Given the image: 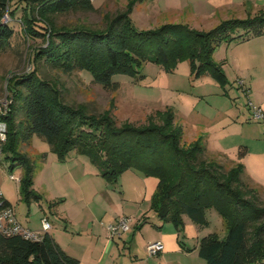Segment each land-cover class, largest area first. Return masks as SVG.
Returning a JSON list of instances; mask_svg holds the SVG:
<instances>
[{
    "label": "trees",
    "instance_id": "obj_1",
    "mask_svg": "<svg viewBox=\"0 0 264 264\" xmlns=\"http://www.w3.org/2000/svg\"><path fill=\"white\" fill-rule=\"evenodd\" d=\"M142 1L130 0L124 9L106 15L105 28L93 29L59 26L55 21L58 14L96 10L93 0H0V53L15 36L10 21L19 18L26 36L45 41L35 50L34 62H46L65 72L87 70L93 81L106 88L118 87L112 80L115 74L142 76L147 61L170 72L184 60L190 62L196 77L210 73L224 85L227 77L221 64L213 59L216 49L224 42L264 34V10L245 18L223 19L208 30L182 22L140 29L131 12ZM17 2L23 4L12 7ZM7 87L13 102L9 114L3 116L8 134L2 151L12 158L11 168H23L19 193L28 203L42 198L34 188L36 162L23 149L37 134L49 143L60 161L76 151L87 156L110 183H116L128 169L156 178L151 209L163 224H174L178 241L186 251L193 249L184 243V217L205 227L210 224L208 211L216 210L227 232L223 238L211 232L200 239L198 254L206 264H264V202L259 198L260 188L246 176L241 160L246 149L239 150L240 160L224 154L208 156L201 137L184 142L171 108L157 110L146 124L137 125L118 123L110 110L95 113L85 104L67 103L56 84L42 77L37 66L13 74L7 79ZM46 157L47 153H42L40 160ZM7 205L10 203L4 198L3 206ZM79 262L48 231L37 240L0 231V264Z\"/></svg>",
    "mask_w": 264,
    "mask_h": 264
},
{
    "label": "rangeland",
    "instance_id": "obj_2",
    "mask_svg": "<svg viewBox=\"0 0 264 264\" xmlns=\"http://www.w3.org/2000/svg\"><path fill=\"white\" fill-rule=\"evenodd\" d=\"M117 1L123 4L122 0ZM176 1L182 8H185L188 3L187 0ZM104 2L105 0H93L96 10H77L58 14L55 16V21L59 26L103 29L107 25V14H114L126 7L120 8L117 3L114 4L113 0L108 1L106 5ZM165 2L166 0H154L148 6H146L147 2L138 6V12L136 11V15L132 16L136 27L155 28L177 17L176 14L166 10ZM22 4L13 3L12 7L16 5L20 7ZM186 11H188L187 8ZM177 13L180 12L177 11ZM20 14L21 8L17 11V15ZM186 15H182L181 20H184ZM10 22L16 32L10 45L0 53V99L8 95L13 100L7 87L9 77L13 74L20 75L29 72L37 66L42 77L56 84L63 100L67 103L85 104L90 112L95 113L110 110L118 123L132 122L137 125L146 124L150 115L155 114L157 110L171 108L175 112L176 123L182 129L184 142L190 143L201 137L207 148L208 156L217 157L220 154L218 151H225L230 159L235 160H240L239 150L246 149L242 161H247V157L249 158L247 154H249L252 160L250 162L258 165L262 163L264 166L263 159L257 157L256 154L264 144L262 141L264 140V120H255L248 106L249 100L256 104L255 98L264 95V62L255 58L251 61L246 60L248 51L244 42L247 39L238 38L229 43L224 42L214 52V61L221 64L227 77V83L224 85L210 73L196 77L188 60L179 62L177 67L170 72L165 71L158 63L147 61L142 66L140 77L123 73L115 74L112 80L118 83V87L111 89L93 81V75L87 70L75 69L72 72H65L46 62H34L35 50L45 44L44 39L26 36L19 18ZM229 44L230 47L227 48ZM23 149L36 162L37 173L34 188L42 198L39 201L31 200L29 203L22 198L19 193V181L12 179L11 175L21 177L23 168L20 165L11 168L12 158L5 151H0V190L12 202L15 213L24 226L41 229V219L47 215L53 224L52 229L48 231L64 244H68L70 249L73 250V241L79 243L90 240L89 232L91 231H87L86 228H82L76 235L63 229L64 220L58 213H53L54 209L50 207L51 203L63 200L61 197L55 198L59 186L56 179L61 176L62 182L68 183L66 188L74 202L78 201L76 200L78 197L73 195L76 192L71 188L84 192L83 201L79 200V205L84 206L81 217L88 216L91 212L99 216L104 214L107 217L115 216L119 213L123 214L124 210H136L142 206L141 202H145L142 208L150 209V211L148 215L140 217L143 220L142 223L140 222V228L148 225V229L153 233L158 232L159 229L177 232L172 222H165L164 230L157 227L163 222L151 209L150 200L145 198L143 174L138 170L128 169L122 173L116 183H110L99 173V169L90 162L87 156L71 151L68 155L70 162L78 161L74 159L75 156L87 161L85 174L82 171L84 169L82 165H78L72 171L77 180L76 183L70 175L63 177L64 164L53 165L52 157L56 159L58 157L43 137L35 134L29 144L23 145ZM42 153H47L48 158L45 163L40 160ZM228 163L226 166H229ZM261 173H264L263 169ZM259 198L264 202L262 191H259ZM71 208L75 206H67V210ZM207 216L210 224L205 227H198L188 216L184 217L187 234L190 236V238L185 236L184 239L187 246L194 248L199 239L211 232H216L220 238L226 235V227L219 213L211 209ZM136 217L137 215L135 219L138 221L139 218ZM140 228H137L136 232ZM196 235H199V239ZM119 243L118 247L116 243L114 246L121 249L122 253H126L130 247L124 249L122 242ZM115 252L114 247L106 259V264H112L117 256ZM121 259L126 261L127 258ZM181 260L185 264H206V261L198 255L197 250L194 256L190 255Z\"/></svg>",
    "mask_w": 264,
    "mask_h": 264
},
{
    "label": "crops",
    "instance_id": "obj_3",
    "mask_svg": "<svg viewBox=\"0 0 264 264\" xmlns=\"http://www.w3.org/2000/svg\"><path fill=\"white\" fill-rule=\"evenodd\" d=\"M108 1L110 0L107 1L105 0L104 4L106 5ZM113 1L114 4L117 3L120 8L125 7L129 2V0H122L123 4H120L117 0H113ZM153 1L154 0H144L142 2H137L131 13V17L133 15H136L135 13L136 11L138 12L137 10L138 6L143 5L146 2H147L146 6H148ZM187 1L188 3L186 7L182 8L179 6L180 3L177 2L176 0H166L165 2L167 7L166 10L171 11V13H174L177 16L167 22L170 23L182 22V23L190 24L192 27H195L197 29L208 30L223 19L245 18L248 15H255L259 13L261 10H264V0H187ZM186 8L188 9V11H186ZM176 10L179 11L180 13H177ZM184 14L187 15L184 18V20H181L182 18L181 16ZM132 19L134 20L133 17ZM244 43L248 51L246 54L247 61H251L253 60V58H255L262 60L261 62H264V34L260 36L251 37L247 39V41ZM229 47L230 44L227 46V48ZM235 60L239 61L238 58H235ZM255 101H256V105L264 109V95L261 97H256ZM262 141L264 142V140ZM218 152L220 154L228 155L225 151L224 152L218 151ZM256 154L257 157L263 159L264 161V144L257 151ZM247 155L249 156V158L247 157V161L245 162L242 161L245 165L246 176L251 181L252 184H255V186L259 187L262 193H264V173H261V170L262 169L264 170V166L262 165V163H259V165L255 163L253 164L252 162H250L252 161L250 159V155L249 154ZM68 157L65 161H60L58 158L56 159V157H52L51 160L53 165H56L58 163L64 164V171L62 172L64 175L63 177L70 175L73 181L75 180V182L77 183V180L74 178L72 171L76 169L78 165H82L84 166L82 167L84 168L82 169V171L85 174V170L87 171V161H85L84 159H78V156H75L74 159L78 161L76 162L74 161V163H72L70 162V159H68ZM47 158L48 157H46V159L44 160V163L45 161H47ZM56 180L59 186L57 187L58 192H56L55 198L57 199V197H61V199L63 200H58L59 202L57 203V206H53L54 209L53 213L54 212L58 213L60 215V218L64 220L63 229L69 230V232L72 233L73 235L79 233L82 230V228H86L87 231H91V233L89 232L91 238L88 242L77 243L76 241H73L74 242L73 250L68 247V244H64L58 237L52 234V236L55 238L57 243L69 255L76 257L80 260L79 264H106V259L108 256H110V253H112L114 247L117 256L115 257L114 261H112V264H185L184 262H182L181 258L189 257L190 255L194 256L196 250L198 253V245L200 241L199 235H196L199 241L197 243V246H195L194 248L187 246L188 245L187 242H184L187 248L193 249L191 251H186L180 245L176 231L173 230L161 231L162 229L161 230L159 229L158 232L153 233L148 229L147 227L148 225H145L140 228V224L143 222L142 218L140 217H144L148 215L150 211V209L144 210V208H142L145 202H141L140 204L142 206L137 208L136 210H132V211L124 210L123 214L119 213L118 215L115 216L107 217L106 214H104L103 216H99L98 214L91 212L88 214V216L81 217V211L84 210V206L79 205L80 204L79 200L83 201L84 192L80 189H78L79 190L78 192V190L71 188L74 192H76L73 195L78 197L76 198V200L78 201L74 202L73 199L71 198L72 196L70 195V193L67 191L66 188L68 186V183L66 181L62 182L61 176H59V178H57ZM143 182L145 189V198L147 197V200L148 199L150 200L157 186L158 180L154 177H146L143 175ZM3 196L7 201H9L10 206H12L14 209V206L12 205V202L9 200V198L4 193ZM70 205L75 206V208H71L70 210H67V206ZM134 215L135 216L137 215V217L139 218L138 221L135 219ZM118 216L132 217L133 227L130 231L123 233L121 236L117 238L116 237L110 238L107 229V224L109 222L114 221ZM44 217L48 218L47 215H45ZM42 219H41V228H42ZM161 225L164 230L165 223ZM137 228H140L138 232H136ZM32 230H40V229H32ZM185 232H186L185 235L190 238V236L187 234V227H185ZM120 241L122 242V247H124V249L130 247L126 253H122L121 249H117V247L119 246L118 244H120L119 243ZM153 241H161L164 244V250L158 253L157 255H150L147 250V245ZM115 243L117 247L114 246ZM121 258L123 259L127 258V259L126 261H124Z\"/></svg>",
    "mask_w": 264,
    "mask_h": 264
},
{
    "label": "built area",
    "instance_id": "obj_4",
    "mask_svg": "<svg viewBox=\"0 0 264 264\" xmlns=\"http://www.w3.org/2000/svg\"><path fill=\"white\" fill-rule=\"evenodd\" d=\"M244 84V82H241ZM12 98L5 95L4 99H0V151L2 145L7 140L8 124L3 116L9 114L12 104ZM249 108L252 110V116L255 120H264V109L251 100L248 103ZM12 179L20 180L19 176L11 175ZM4 205V196L0 190V231L5 235H21L27 239H41L44 232L52 228V224L47 217L42 219V228L40 230H32L23 226L16 217L15 211L12 206ZM133 227V218L130 216H118L114 221L107 224L110 238L119 237L123 233L128 232ZM147 250L150 255H157L164 250V244L161 241H153L147 245Z\"/></svg>",
    "mask_w": 264,
    "mask_h": 264
}]
</instances>
